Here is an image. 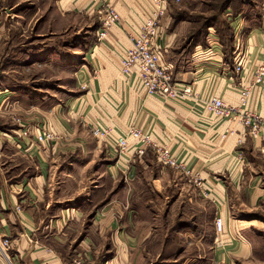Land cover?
<instances>
[{
	"label": "crops",
	"instance_id": "crops-1",
	"mask_svg": "<svg viewBox=\"0 0 264 264\" xmlns=\"http://www.w3.org/2000/svg\"><path fill=\"white\" fill-rule=\"evenodd\" d=\"M13 1L0 0V46L6 39L8 8H12ZM173 1L167 0L166 11L158 22L160 35L156 46L162 50L176 83L190 86L193 98L164 102L146 96L140 91L136 70L128 77L120 73L121 52L132 47L131 38L154 9L152 0L102 2L113 7L120 20L101 42L85 50L88 66L80 70L78 74L82 76L77 81L86 89L81 98L69 104L66 113L69 124L63 122L58 111L52 112L55 118L48 119L56 140L43 143L14 140L12 117L21 116L24 121V93L19 94L16 83L15 87L3 84L0 244L7 240L10 246L7 252L2 250L0 264H72L73 230L70 225L62 229L68 214L64 206L74 203L87 185L97 180L98 193L100 189L114 192L95 212L83 240L84 251L92 259H97L96 251L100 255L104 251L105 255L112 254V261L106 264H152L149 246L156 241L152 222L157 207L153 194H162L161 190L178 185L179 179L182 185L184 181L185 186H193L212 207L214 234L210 235V256L201 264H254L258 260L262 253L258 244L264 242V236L256 239L251 229L264 228V128L252 136L250 129L238 121L214 118L204 103L215 96L238 106L240 85L250 84L254 72L264 62V12L255 20L246 19V25H254L243 28L239 34L240 28L234 33L240 27L237 24L232 30L235 41L229 45L213 41L208 45L197 41L193 44L188 28L178 24L170 12ZM57 4L58 10L67 16L97 14L100 7L92 0H57ZM238 15L233 19L239 23ZM239 51L247 59L245 71L240 75L234 70ZM248 110L264 119V83L253 89ZM97 125L121 135L132 125L148 133L154 142L164 144L178 161L184 162L185 169L204 182V188H198L177 172L179 178L173 169L158 170L159 163L149 151L142 158L133 156L137 146L133 140L129 141L126 160L119 159L113 147L105 144L109 149L106 151L99 141L88 138L87 133ZM98 157L105 162L116 159L117 169L106 164L105 169L95 173L97 180H94L90 168ZM134 161H138L135 166L131 164ZM66 162L68 166L63 168L62 175L67 182L54 191L50 187L55 169ZM141 174L149 176L151 187L142 185ZM63 186L65 191L71 188L76 197L62 200ZM67 208L73 211V207ZM217 217L222 218L224 232L228 234L224 233L221 241L214 229ZM158 256L159 253L155 259Z\"/></svg>",
	"mask_w": 264,
	"mask_h": 264
},
{
	"label": "rangeland",
	"instance_id": "rangeland-1",
	"mask_svg": "<svg viewBox=\"0 0 264 264\" xmlns=\"http://www.w3.org/2000/svg\"><path fill=\"white\" fill-rule=\"evenodd\" d=\"M12 5V8H8L9 13L4 10L9 16L4 32L6 39H3L4 44L0 46V89L6 82L13 86L16 83L19 94L24 93V121L21 120V116H13L12 123L15 127L11 132L14 140L36 141L38 130L43 134V126L46 130L43 138L53 134L56 137L48 119L55 118L52 112L58 111L60 113L58 116L63 118V122L69 124L66 121L69 104L74 99L81 98L86 89L84 84L77 81V78L82 76L78 74L80 70H85L88 66L85 50L87 46L103 40L97 38V30L101 28L100 16L96 13L67 16L63 11L58 10L57 0H16V2L14 0ZM170 10L175 21L188 28V37L190 36L193 44L197 41L208 45L209 41L219 43L222 34L224 32L228 34L229 28L232 40L235 41L232 30L240 24V30L237 32L239 34L243 28L254 25V23L246 25L245 20L249 18L255 20L256 16L262 15L264 0H181L179 2L174 0L170 4ZM236 14L240 15L239 23L233 19L237 18ZM24 129L29 131V135H24ZM87 135L88 138L99 141L105 147L106 142L95 138L92 132L89 131ZM52 138L49 137L45 142L54 141ZM105 149L109 150L106 147ZM148 151L155 156L150 149L145 152ZM144 155L133 156L142 158ZM61 163L55 169L51 181L50 188L54 191L60 189V184L67 182L62 170L68 166V162ZM136 163L138 161L131 162L134 166ZM106 164H112L114 169H117L116 159L105 162L103 157H98L90 168L94 180H97L95 173L105 169ZM156 168L160 170L162 166L158 164ZM175 174L178 176L177 172ZM141 177L142 185L151 187L149 176L141 174ZM176 181L178 185L161 190L162 194H153L157 204L153 211L156 219L154 223L152 222L156 241L152 243L153 246L151 244L149 246L153 254L150 262L201 264L210 256V235L214 234L211 226L212 207L202 200L193 186L190 184L185 186L184 181L182 185L179 179ZM96 182L88 184L85 192L79 197L72 193L71 188L65 191L64 186L62 187L64 191L62 200L76 197L74 203L64 206L68 214L65 215L66 221L62 224V229L72 226L71 260H82L84 264H106L112 261L111 253L105 255L103 251L100 255V252L96 251L97 259H92L84 251L83 240L90 220L114 192L110 190L104 192L100 189L101 193H98ZM91 199L93 201H89ZM67 207H73V211ZM76 214H81L77 217L79 221L75 217ZM251 230L256 239L258 236L260 238L264 236L263 227H255ZM223 236L218 237L220 241ZM259 245L262 253L257 256L258 260L253 261L254 264H264V242L260 241ZM158 253L159 256L155 259Z\"/></svg>",
	"mask_w": 264,
	"mask_h": 264
},
{
	"label": "built area",
	"instance_id": "built-area-1",
	"mask_svg": "<svg viewBox=\"0 0 264 264\" xmlns=\"http://www.w3.org/2000/svg\"><path fill=\"white\" fill-rule=\"evenodd\" d=\"M94 4H100L97 14L100 16L101 28L97 30L98 40L106 37L108 30L119 23L117 12L109 4L102 3L104 0H92ZM181 0H176L179 2ZM167 0H152L154 9H151L145 18L139 32L131 38L132 47L121 52L120 56V73L124 77H128L134 70L138 75L140 91L146 96L160 98L164 102H182L194 97L192 88L184 85L180 86L173 78L171 69L164 62V54L161 49L156 46V41L160 35L158 22L166 11ZM238 26L234 29L237 32ZM246 54L239 51L236 59L235 72L242 74L245 71ZM264 83V62L260 64L254 72L252 81L248 85H240L238 90L239 104L233 107L224 102L219 97L212 96L204 103L207 112L212 114L214 118L220 120L238 121L245 127L250 129L252 136H257L264 128V119L256 116L248 110V101L251 93L256 86ZM42 131L38 130L35 140L38 143H43L48 138H43L46 134L45 128L42 126ZM92 135L106 142L108 146L113 147L117 157L126 160L129 153V141L133 140L137 145L134 148V154L138 156L144 155L147 149L155 153L157 162L166 168L175 170L188 177L198 188H204V182L199 179L191 171L185 169V164L178 161L164 144L156 143L152 137L143 132L141 129L130 126L125 135L117 134L107 127L97 125L92 130ZM24 135H29V131L24 129ZM206 195V194H205ZM18 209V208H17ZM214 229L216 235L222 236L224 233L223 220L220 217L214 220ZM10 243L7 240H2L0 244V254L2 250L7 252ZM3 257V256H2ZM72 264H84L82 260H74Z\"/></svg>",
	"mask_w": 264,
	"mask_h": 264
},
{
	"label": "trees",
	"instance_id": "trees-1",
	"mask_svg": "<svg viewBox=\"0 0 264 264\" xmlns=\"http://www.w3.org/2000/svg\"><path fill=\"white\" fill-rule=\"evenodd\" d=\"M228 31H229L228 34H225V32L222 34V38H220V42H219L220 44L229 45L233 42L230 28Z\"/></svg>",
	"mask_w": 264,
	"mask_h": 264
}]
</instances>
